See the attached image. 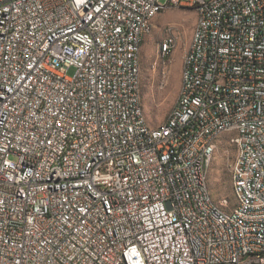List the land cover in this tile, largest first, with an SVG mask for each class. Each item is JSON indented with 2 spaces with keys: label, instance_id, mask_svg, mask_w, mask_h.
<instances>
[{
  "label": "built area",
  "instance_id": "2783aa9c",
  "mask_svg": "<svg viewBox=\"0 0 264 264\" xmlns=\"http://www.w3.org/2000/svg\"><path fill=\"white\" fill-rule=\"evenodd\" d=\"M183 1L182 105L148 128L142 27ZM242 124L219 215L209 148ZM0 264H264V0H0Z\"/></svg>",
  "mask_w": 264,
  "mask_h": 264
},
{
  "label": "rangeland",
  "instance_id": "374dc122",
  "mask_svg": "<svg viewBox=\"0 0 264 264\" xmlns=\"http://www.w3.org/2000/svg\"><path fill=\"white\" fill-rule=\"evenodd\" d=\"M166 2V0H161ZM197 21L194 7L177 6L161 11L151 21L140 49V98L145 118L152 127L164 123L176 105L182 85L183 59L190 45ZM176 36H168L170 34ZM176 40L169 55L161 45L167 38ZM74 70L69 71L72 75ZM235 133H222L210 153L206 167L207 181L213 199H228L226 210L234 209L236 198L232 189V167L236 146L231 142Z\"/></svg>",
  "mask_w": 264,
  "mask_h": 264
},
{
  "label": "bare ground",
  "instance_id": "6f19581e",
  "mask_svg": "<svg viewBox=\"0 0 264 264\" xmlns=\"http://www.w3.org/2000/svg\"><path fill=\"white\" fill-rule=\"evenodd\" d=\"M177 6H182V3H175V7ZM183 6H191V1H183ZM161 11H156L154 12V17L159 14ZM153 18L148 19L147 21V25H145V27H142V40L144 35L149 31L150 28V24ZM195 32V29H194ZM142 43V41H141ZM141 43H140V47L138 49V66H136V80L134 82V91L136 92L137 95V102L139 103V106L141 108L142 111V119H146L145 115H144V111H143V106L141 103V98H140V49H141ZM173 45V47L176 44V40L174 38H167L161 45V49H162V53L163 55H167V47L168 44ZM172 47V48H173ZM172 51V49H171ZM170 51V53H171ZM185 89V82H184V69L182 71V85H181V90L180 92H183ZM182 105V98H180V95L178 97V100L176 102L175 106H181ZM147 121V120H146ZM167 122V120L165 121ZM148 128H155L152 127L151 125L148 124ZM248 132H250V124H242L240 127H238L237 125H229L228 127H226V129L222 130V132L219 134V136L222 133H235L236 136L235 138L237 139H247V135ZM248 142L249 143H261V136H255V135H248ZM215 148H209V155L211 152H213ZM204 186H208V181H207V173L205 170V174H204ZM236 198V197H235ZM234 211H242V203L240 202L239 199L236 198V205L234 207V209L232 210H226L223 205H216V212L219 215H234Z\"/></svg>",
  "mask_w": 264,
  "mask_h": 264
}]
</instances>
